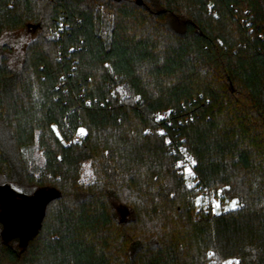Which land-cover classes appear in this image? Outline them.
Instances as JSON below:
<instances>
[{"label":"trees","instance_id":"trees-1","mask_svg":"<svg viewBox=\"0 0 264 264\" xmlns=\"http://www.w3.org/2000/svg\"><path fill=\"white\" fill-rule=\"evenodd\" d=\"M141 1L0 0V37L37 32L0 60V184L59 192L0 264H264V0ZM175 142L236 207L196 219Z\"/></svg>","mask_w":264,"mask_h":264},{"label":"water","instance_id":"water-1","mask_svg":"<svg viewBox=\"0 0 264 264\" xmlns=\"http://www.w3.org/2000/svg\"><path fill=\"white\" fill-rule=\"evenodd\" d=\"M58 195V190L53 187H40L33 193H25L10 183L0 184L3 239L10 242L17 238L19 244L25 246L42 227L48 203Z\"/></svg>","mask_w":264,"mask_h":264},{"label":"built area","instance_id":"built-area-1","mask_svg":"<svg viewBox=\"0 0 264 264\" xmlns=\"http://www.w3.org/2000/svg\"><path fill=\"white\" fill-rule=\"evenodd\" d=\"M153 118L156 127H149L147 132L168 135L167 125L171 123V111L163 110L155 112ZM74 141H81V136L75 134ZM172 152L177 156V167L186 179L187 185L196 191V203L194 204V215L197 220L216 217L222 209V201L213 194V190L200 182V177L195 169V160L187 145L182 142L172 144ZM189 170L190 173L189 174Z\"/></svg>","mask_w":264,"mask_h":264},{"label":"rangeland","instance_id":"rangeland-1","mask_svg":"<svg viewBox=\"0 0 264 264\" xmlns=\"http://www.w3.org/2000/svg\"><path fill=\"white\" fill-rule=\"evenodd\" d=\"M36 33H37L36 30L33 31V29L31 28L30 29L25 28V29H21L16 32H8L2 35L0 37V60L2 57H5L8 64L12 68L14 69L20 68L25 61L28 44L31 41V39L36 36ZM38 162L41 163L42 158L39 157ZM88 175H90V169L88 167H85V175L83 178L87 179ZM213 194H215L214 191H213ZM220 197L222 198V206H219L220 209L228 210V209L234 208L232 207L233 201L236 202V206H237L236 200H230L228 198H225L222 195H220ZM195 203H196V191L194 190V193L191 195L190 204L193 206ZM115 212L117 213L119 217H121V214L117 209ZM169 219H170L169 220L170 224L167 225L168 226L167 230H169V227L170 225H172V222H173L172 221L173 218H169ZM165 220H167L166 222H168V219H165ZM120 232H121V228H119L118 226L115 228L113 227L112 230L108 232L107 241H110L113 236H116L118 238L121 234ZM207 254H208V260L206 261V264H229V262H231V259H220L216 257L213 251H209ZM235 261L238 262L237 259Z\"/></svg>","mask_w":264,"mask_h":264},{"label":"snow or ice","instance_id":"snow-or-ice-1","mask_svg":"<svg viewBox=\"0 0 264 264\" xmlns=\"http://www.w3.org/2000/svg\"><path fill=\"white\" fill-rule=\"evenodd\" d=\"M80 134H81V135L84 134V130H83V129L80 130ZM189 174H191V173H190V170H189ZM235 206H236V202L233 201V203H232V207H235ZM217 207H219V205H217ZM229 264H231V262H229Z\"/></svg>","mask_w":264,"mask_h":264}]
</instances>
